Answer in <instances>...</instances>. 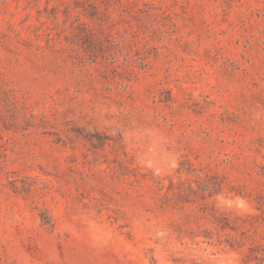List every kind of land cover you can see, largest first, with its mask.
Segmentation results:
<instances>
[{"label": "rangeland", "instance_id": "374dc122", "mask_svg": "<svg viewBox=\"0 0 264 264\" xmlns=\"http://www.w3.org/2000/svg\"><path fill=\"white\" fill-rule=\"evenodd\" d=\"M0 264H264V0H0Z\"/></svg>", "mask_w": 264, "mask_h": 264}]
</instances>
